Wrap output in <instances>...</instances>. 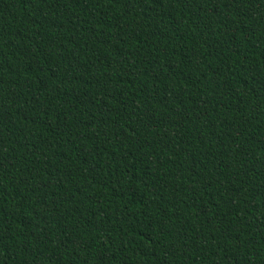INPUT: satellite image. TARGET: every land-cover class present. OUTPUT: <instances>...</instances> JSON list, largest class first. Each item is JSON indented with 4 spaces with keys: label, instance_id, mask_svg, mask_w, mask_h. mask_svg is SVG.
<instances>
[{
    "label": "trees",
    "instance_id": "trees-1",
    "mask_svg": "<svg viewBox=\"0 0 264 264\" xmlns=\"http://www.w3.org/2000/svg\"><path fill=\"white\" fill-rule=\"evenodd\" d=\"M0 264H264V0H0Z\"/></svg>",
    "mask_w": 264,
    "mask_h": 264
}]
</instances>
